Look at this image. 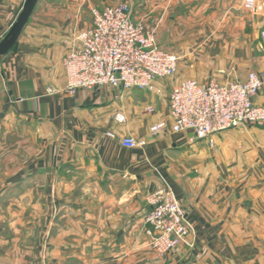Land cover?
I'll use <instances>...</instances> for the list:
<instances>
[{"label":"crops","instance_id":"1","mask_svg":"<svg viewBox=\"0 0 264 264\" xmlns=\"http://www.w3.org/2000/svg\"><path fill=\"white\" fill-rule=\"evenodd\" d=\"M123 2L179 57L174 79L71 94L65 55L94 8ZM24 3L0 0V40ZM263 29L264 0H40L0 58V264H264V124L222 131L214 147L151 131L176 83L264 75ZM128 136L146 145L126 147ZM164 181L195 233L161 256L145 215Z\"/></svg>","mask_w":264,"mask_h":264},{"label":"built area","instance_id":"2","mask_svg":"<svg viewBox=\"0 0 264 264\" xmlns=\"http://www.w3.org/2000/svg\"><path fill=\"white\" fill-rule=\"evenodd\" d=\"M92 25L79 33L78 46L63 59L66 90H153L154 84L174 79L179 57L160 45L152 29L134 18L132 2L92 10ZM264 43V29L261 31ZM264 75L250 71L244 79L201 82L187 78L171 87L169 118L152 125L161 131L191 132L194 140L215 145V135L245 124H264ZM119 122L125 116L117 114ZM126 147L146 145L145 140L124 137ZM145 234L150 247L161 256L175 251L195 233L188 211L167 181L148 198Z\"/></svg>","mask_w":264,"mask_h":264},{"label":"water","instance_id":"3","mask_svg":"<svg viewBox=\"0 0 264 264\" xmlns=\"http://www.w3.org/2000/svg\"><path fill=\"white\" fill-rule=\"evenodd\" d=\"M40 0H25L23 8L5 37L0 41V58L6 56L17 44L23 31L29 24Z\"/></svg>","mask_w":264,"mask_h":264},{"label":"rangeland","instance_id":"4","mask_svg":"<svg viewBox=\"0 0 264 264\" xmlns=\"http://www.w3.org/2000/svg\"><path fill=\"white\" fill-rule=\"evenodd\" d=\"M1 41V40H0ZM171 79H166L165 81H161L160 83H169L168 81H170ZM216 144V143H215ZM215 145H213V146H211V147H214ZM85 186H89V185H85ZM105 187H106V184H104V183H101L100 184V190H104L105 189ZM79 191V190H78Z\"/></svg>","mask_w":264,"mask_h":264}]
</instances>
